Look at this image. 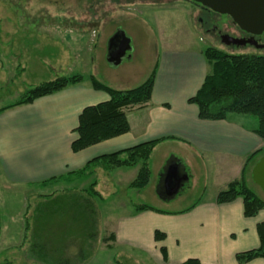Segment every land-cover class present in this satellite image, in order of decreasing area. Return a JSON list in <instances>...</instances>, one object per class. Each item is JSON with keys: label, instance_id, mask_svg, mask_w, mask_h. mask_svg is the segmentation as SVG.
<instances>
[{"label": "crops", "instance_id": "crops-1", "mask_svg": "<svg viewBox=\"0 0 264 264\" xmlns=\"http://www.w3.org/2000/svg\"><path fill=\"white\" fill-rule=\"evenodd\" d=\"M192 14L193 7L189 4V40L166 36L162 24L157 22L162 52L156 64L151 99L145 104L126 109L129 132L78 152L72 149V143L79 137L77 128L82 111L111 98L107 91L96 89L90 80L97 32L76 35L75 42L89 49L85 50L82 45L83 50H79V54L73 53L67 71L65 67L53 77L31 80L25 88L32 89L61 76L82 75L85 80L39 97L32 103L0 112V170L10 184L38 188L59 184L62 185L60 190L85 189L95 175L55 181L50 179L77 171L98 156L160 140L150 161L152 165L158 151H168L160 171V204L131 203L116 191L110 196L102 195L106 198L104 201H120V211L103 214L98 208L100 230L107 236L114 234L116 237L106 243V248L112 250L120 246L129 250L136 264H178L189 258H198L203 264H240L236 259L238 252L261 245L258 224L264 222V209L255 216L247 217L242 197L221 204L216 201L221 190L233 180L241 178L248 157L264 147V139L255 133L258 118L230 113L226 119L205 120L200 118L197 104L189 101L202 87L210 71L204 56L205 49L199 42L202 38L193 33ZM85 41L87 44H84ZM18 65L20 62L16 68ZM23 93L15 92L13 97ZM170 166H178L179 174L188 176L174 195L167 194L165 190V177ZM140 167L141 163L110 170L114 172L111 177L119 185L127 186L139 195L149 189L146 187L152 182L154 172L151 167V180L145 188H133L131 184ZM202 170L211 177L216 189L214 194L203 195L188 209L168 210V206L176 203L181 193L184 194L183 189L193 181L194 173ZM100 174L101 171H97V178ZM80 180H86L88 185L78 186ZM135 204H147L152 209L136 211ZM162 205L164 207L160 208ZM156 230L165 233V239L157 241ZM8 231L9 227L6 228ZM25 233L26 219L23 220V229L18 232L22 239L14 243V248L27 253L30 242L24 243ZM162 247L167 249L166 259ZM96 254L88 264H113L111 261L104 263L97 260ZM27 257L29 260V255ZM31 257L33 262L42 264ZM244 264H264V257Z\"/></svg>", "mask_w": 264, "mask_h": 264}, {"label": "rangeland", "instance_id": "rangeland-1", "mask_svg": "<svg viewBox=\"0 0 264 264\" xmlns=\"http://www.w3.org/2000/svg\"><path fill=\"white\" fill-rule=\"evenodd\" d=\"M189 4L193 7V33L202 38L199 42L203 49L215 47L229 53L264 56V47L227 45L220 37L208 34L205 29L211 27L206 23L209 18L216 21L225 35L241 38L242 33L230 16L216 14L213 18L200 7L201 4L192 0H0V108L19 100L31 90L25 88L31 80L53 77L61 68L66 67L67 71L71 55L83 50V44L75 42L79 34L97 32L91 67L92 74L101 82L121 90L141 85L156 67L162 52L157 22L162 24L166 36L189 40ZM202 19L205 28L201 27ZM119 31L125 32L130 39L131 48L127 57L112 65L107 58L109 44ZM260 41L264 43V34ZM84 49L89 48L84 46ZM18 61L20 65L16 68ZM19 91L24 93L13 97ZM167 152L163 150L155 154L151 165L154 171L152 182L141 194L119 185L111 177L113 171L101 172L97 189L104 196L118 191L131 203L160 204V171ZM86 182L80 180L77 185H88ZM211 182L205 170L194 173L193 181L183 189L184 194L181 193L180 199L167 209H188L203 195L214 194L216 189ZM250 185L264 198V191L257 184ZM61 187L59 184L41 188L10 184L0 170V264H38L32 261L30 249L26 253L14 248V243L22 239L18 232L23 229L24 212L31 214L43 201L42 196L58 192ZM95 201L103 214L122 209L120 201ZM104 237L108 236L101 231L97 260L136 264L129 250L120 246L107 249Z\"/></svg>", "mask_w": 264, "mask_h": 264}, {"label": "trees", "instance_id": "trees-1", "mask_svg": "<svg viewBox=\"0 0 264 264\" xmlns=\"http://www.w3.org/2000/svg\"><path fill=\"white\" fill-rule=\"evenodd\" d=\"M210 66L202 87L190 102L199 107V116L205 120L226 119L230 113H242L258 118L255 133L264 139V56L229 53L215 47L204 51ZM156 78V67L139 86L128 90L112 88L92 75L90 80L96 89L107 91L108 101L86 107L79 118V137L72 143L74 152L104 140L130 131L126 109L149 102ZM82 75L57 77L36 85L19 100L0 108H9L32 103L60 91L70 85L82 82ZM160 140H151L134 147L98 156L73 172L51 178L50 181L94 176L85 189L72 188L55 191L42 196L43 201L26 212L25 242H30V254L42 264H88L98 250L101 235L99 210L95 199L106 198L97 189V171L106 172L120 167H132L141 163L138 175L131 187L145 188L151 180V157ZM264 156V147L248 157L240 179L230 182L216 198L218 203L232 202L238 197L244 199V214L255 216L264 209V198L250 185L252 166ZM136 211L152 209L147 204H135ZM261 245L258 248L238 252L240 264L264 257V222L258 224ZM166 234L156 230L157 241ZM115 235L104 237L103 241L115 240ZM164 258L167 249L161 248ZM178 264H203L198 258H189Z\"/></svg>", "mask_w": 264, "mask_h": 264}, {"label": "water", "instance_id": "water-1", "mask_svg": "<svg viewBox=\"0 0 264 264\" xmlns=\"http://www.w3.org/2000/svg\"><path fill=\"white\" fill-rule=\"evenodd\" d=\"M201 4L219 14L228 15L233 23L241 30L253 35L250 39L232 38L229 35H223L222 41L227 45L244 46L252 44L257 48H263L264 44H259L255 35L264 33V0H192ZM121 38L124 44L117 54L111 51L112 42L116 38ZM131 48L130 39L125 32H117L110 40L108 49V61L112 65L119 64L125 57L126 51ZM184 179L188 176H181L178 172V166H170L169 172L165 177V186L169 189V195L178 193L180 187L184 184ZM253 181L264 191V156H262L252 168ZM176 187L171 188L173 183Z\"/></svg>", "mask_w": 264, "mask_h": 264}, {"label": "flooded vegetation", "instance_id": "flooded-vegetation-1", "mask_svg": "<svg viewBox=\"0 0 264 264\" xmlns=\"http://www.w3.org/2000/svg\"><path fill=\"white\" fill-rule=\"evenodd\" d=\"M187 1V0H186ZM200 7H202V9L208 14V15H211V16H213V18H215L216 17V14L218 15L219 13H217V12H215V11H213V10H211V9H209V8H207V7H205V6H202V5H200ZM220 15V14H219ZM206 23L208 24V25H210L211 27H206V29H205V31L208 33V34H212V35H215L214 37H220V40H222V37H223V35H225V34H223V32H222V30L220 29V27L218 26V24L216 23V21L214 20V19H212V18H209L207 21H206ZM206 23L204 22V20L202 19V25H201V27H204V26H206ZM236 27H238L237 25H236ZM205 28V27H204ZM239 28V27H238ZM240 29V28H239ZM240 31H241V38H244V39H250V38H252L253 37V35L252 34H250V33H247V32H245V31H243V30H241L240 29ZM262 34H264V33H262ZM262 34L261 35H255L254 37H255V39L258 41V43L259 44H264V43H262L261 41H260V37L262 36ZM213 38V37H212ZM123 40L119 37V38H116V39H114L113 40V42H112V47H111V51L113 52V54H117V53H119V51H120V49L122 48V47H124V44H123V42H122ZM233 45V44H232ZM247 45H251V46H253V47H256V46H254V45H252V44H247ZM247 45H244V46H247ZM257 48V47H256ZM130 50V49H129ZM129 50H127L126 51V57L128 56V52H129ZM174 187H176V183L174 182L173 184H172V187L171 188H174ZM165 190H166V193L168 194L169 193V189H167V187L165 186Z\"/></svg>", "mask_w": 264, "mask_h": 264}]
</instances>
